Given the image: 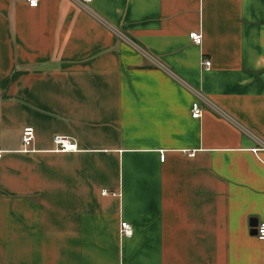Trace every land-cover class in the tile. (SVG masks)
I'll list each match as a JSON object with an SVG mask.
<instances>
[{"label": "crops", "instance_id": "1", "mask_svg": "<svg viewBox=\"0 0 264 264\" xmlns=\"http://www.w3.org/2000/svg\"><path fill=\"white\" fill-rule=\"evenodd\" d=\"M0 150V264H264V0H0Z\"/></svg>", "mask_w": 264, "mask_h": 264}, {"label": "built area", "instance_id": "2", "mask_svg": "<svg viewBox=\"0 0 264 264\" xmlns=\"http://www.w3.org/2000/svg\"><path fill=\"white\" fill-rule=\"evenodd\" d=\"M28 6L35 7L37 5L38 0H24ZM90 0H76L81 6H85ZM188 38L192 43L198 45L201 41V35L198 31H190L188 33ZM201 67L203 69H208L210 67V61L208 59H201ZM201 115L200 105L198 100L193 101L190 105V117L191 118H199ZM33 141V127L30 125L23 126L20 131V143L22 153L31 152V144ZM53 150L59 152L65 151H75L77 150L76 142L64 135L54 134L51 138ZM2 151L0 150V156ZM159 158L163 159V154L160 153ZM104 192V191H103ZM119 233L121 236L127 237L131 235V225L121 220L119 222ZM254 235L258 239H264V221L258 223L254 227Z\"/></svg>", "mask_w": 264, "mask_h": 264}]
</instances>
